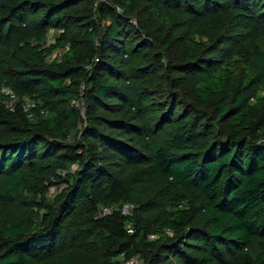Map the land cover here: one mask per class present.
Wrapping results in <instances>:
<instances>
[{
  "label": "trees",
  "instance_id": "1",
  "mask_svg": "<svg viewBox=\"0 0 264 264\" xmlns=\"http://www.w3.org/2000/svg\"><path fill=\"white\" fill-rule=\"evenodd\" d=\"M263 27L264 0H0V264H264Z\"/></svg>",
  "mask_w": 264,
  "mask_h": 264
},
{
  "label": "built area",
  "instance_id": "2",
  "mask_svg": "<svg viewBox=\"0 0 264 264\" xmlns=\"http://www.w3.org/2000/svg\"><path fill=\"white\" fill-rule=\"evenodd\" d=\"M115 10L120 12L121 8L116 5L115 6ZM0 90L3 91V93H8V102L11 103V101L14 99V95L11 92H9V89L7 87H5V86H2L0 88ZM130 205H131L130 203L122 204L121 211L124 212V213L129 212ZM108 209H109L108 207L102 206L100 211L101 212H105V211H108ZM126 229H127V231H131L130 226H128ZM153 235H154L153 233H150L148 236L152 237ZM135 262H136V258L134 256H130V257L122 260L120 264H135Z\"/></svg>",
  "mask_w": 264,
  "mask_h": 264
},
{
  "label": "rangeland",
  "instance_id": "3",
  "mask_svg": "<svg viewBox=\"0 0 264 264\" xmlns=\"http://www.w3.org/2000/svg\"><path fill=\"white\" fill-rule=\"evenodd\" d=\"M263 33H264V27H263ZM54 189H55V186H54V185L51 186V187L49 188V190H50L51 192H53ZM19 207H20V204H15V205L11 206L10 208H12V210L15 211V212H19ZM134 257H135V256H134ZM135 258H136V257H135ZM136 261L138 262V258H136Z\"/></svg>",
  "mask_w": 264,
  "mask_h": 264
}]
</instances>
